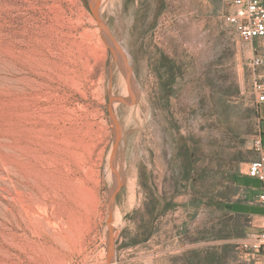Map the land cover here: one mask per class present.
<instances>
[{
  "label": "rangeland",
  "instance_id": "1",
  "mask_svg": "<svg viewBox=\"0 0 264 264\" xmlns=\"http://www.w3.org/2000/svg\"><path fill=\"white\" fill-rule=\"evenodd\" d=\"M234 9L0 0V264H198L238 221L261 232L209 207L258 156L256 46ZM217 250L216 264L264 262Z\"/></svg>",
  "mask_w": 264,
  "mask_h": 264
},
{
  "label": "built area",
  "instance_id": "2",
  "mask_svg": "<svg viewBox=\"0 0 264 264\" xmlns=\"http://www.w3.org/2000/svg\"><path fill=\"white\" fill-rule=\"evenodd\" d=\"M235 6L233 12L227 14V21L230 23L239 37L246 42L253 43L258 37H264V0H231ZM263 56L253 47V58L251 59V92L256 104L264 103V79L258 74L257 69L262 64ZM253 149L257 158L248 164L247 175L258 179L261 182V192L258 195L259 201L264 208V150L261 144V134L257 129L253 139ZM264 217V213H263ZM255 237V243L252 241ZM239 250L247 254H254L264 251V221H262L261 232L258 235L251 234L238 243ZM254 249L249 251V247Z\"/></svg>",
  "mask_w": 264,
  "mask_h": 264
},
{
  "label": "crops",
  "instance_id": "3",
  "mask_svg": "<svg viewBox=\"0 0 264 264\" xmlns=\"http://www.w3.org/2000/svg\"><path fill=\"white\" fill-rule=\"evenodd\" d=\"M254 44L256 46L254 47L256 51L263 56L262 64L258 67L257 72L264 79V37L256 38L252 45ZM256 126L260 131L262 149L264 150V103L256 104ZM222 183L223 185H220L221 187L218 186L220 188L224 186L222 190L216 188L213 192L214 197L216 195L218 201L210 203L209 207L222 212L223 218H226L229 222L227 228L231 227L233 220H240L241 217H250L252 218L253 226L261 227V222L264 221V208L257 200L255 201L261 192V182L256 178L248 176L247 169H241L238 173L236 172L234 179L229 182L234 188L232 191L225 190L228 182L222 181ZM212 222L213 221L210 223ZM237 227L239 231L238 235L228 239H221V241L233 243L241 242L248 234V226L246 221H243L242 226L240 221H238ZM241 230L242 233L240 232ZM255 264H264V262H256Z\"/></svg>",
  "mask_w": 264,
  "mask_h": 264
},
{
  "label": "trees",
  "instance_id": "4",
  "mask_svg": "<svg viewBox=\"0 0 264 264\" xmlns=\"http://www.w3.org/2000/svg\"><path fill=\"white\" fill-rule=\"evenodd\" d=\"M228 238H232V234L227 233L224 236H213V240H218V239H228ZM219 251H225L226 249H233L234 251H238L239 252V245L238 243H225L222 246L219 247H209V249H205V250H199L196 253V256L200 257L198 264H216L217 259H219ZM210 255V259H207V256Z\"/></svg>",
  "mask_w": 264,
  "mask_h": 264
},
{
  "label": "water",
  "instance_id": "5",
  "mask_svg": "<svg viewBox=\"0 0 264 264\" xmlns=\"http://www.w3.org/2000/svg\"><path fill=\"white\" fill-rule=\"evenodd\" d=\"M96 1H97V0H96ZM112 118H113V117H112ZM113 120H114V118H113ZM114 123H115V125H116V132H117V134H118L119 129H118V125H117V123H116L115 120H114ZM119 186H120V181H119V179H118V175L116 174V182H115L114 187H113V189H112V192H111V194H110V202H111V203H112L113 200H114V197H115V195H116V192H117ZM111 245H112V243L110 242V248H109V253H108L109 261H111V259H112V257H113V249H112V246H111Z\"/></svg>",
  "mask_w": 264,
  "mask_h": 264
},
{
  "label": "bare ground",
  "instance_id": "6",
  "mask_svg": "<svg viewBox=\"0 0 264 264\" xmlns=\"http://www.w3.org/2000/svg\"><path fill=\"white\" fill-rule=\"evenodd\" d=\"M122 70H123V68H122Z\"/></svg>",
  "mask_w": 264,
  "mask_h": 264
}]
</instances>
